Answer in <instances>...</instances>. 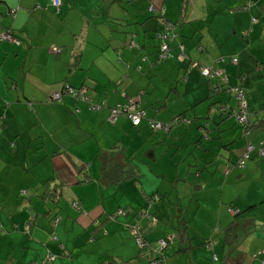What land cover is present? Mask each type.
<instances>
[{"label":"crops","instance_id":"0c3cea01","mask_svg":"<svg viewBox=\"0 0 264 264\" xmlns=\"http://www.w3.org/2000/svg\"><path fill=\"white\" fill-rule=\"evenodd\" d=\"M148 1L120 7L123 35L104 44L89 34L109 12L85 17L99 0L87 12L82 0L59 10L53 0H0V34L21 39L0 38V264H264V156L237 165L248 143L264 140V0ZM151 3L178 24L165 59ZM181 43L186 62L219 67L245 88L249 131L232 115L235 95L216 89L220 77L178 58ZM65 83L86 87L92 103L50 100ZM129 98L146 111L138 126L111 121ZM173 189L186 194L174 199ZM118 209L127 214L110 218Z\"/></svg>","mask_w":264,"mask_h":264},{"label":"trees","instance_id":"16d2710c","mask_svg":"<svg viewBox=\"0 0 264 264\" xmlns=\"http://www.w3.org/2000/svg\"><path fill=\"white\" fill-rule=\"evenodd\" d=\"M111 1H113V2H118V3H121V4H123V3H128V2H131L132 0H111ZM62 4V3H61ZM250 4H252L251 2H250ZM58 8V7H57ZM60 8V7H59ZM59 8H58V10H59ZM164 8V7H163ZM163 8L162 7H157V6H155V4H153V3H151L150 4V7H149V11H150V14L152 15L151 17H155V19H156V21H157V23H158V28L155 30V31H153L154 33H152V38L154 39V40H156V42L158 43L159 42V44L157 45V47L159 48V59H165L166 57H169V56H171L172 55V46H171V43L173 42V41H175L178 37V32H177V27H178V24L176 23V22H173V21H171V20H169L168 18H166L165 17V14H164V10H163ZM245 8H247V6L245 7ZM256 19L255 18H253V21H255ZM248 32H249V28L248 29H245L243 32H242V34L244 35V36H246V35H248ZM131 34H133L134 36L133 37H135L136 35H137V33L136 32H133V33H131ZM16 38H18L20 41H21V39L19 38V37H17L16 35H14ZM133 43H135V44H130V46L131 47H136V46H139V44L135 41V40H133L132 41ZM128 46H129V43H128ZM165 46L167 47L166 49H165ZM61 48V47H60ZM178 48H179V50H180V52L178 53V58L183 62V64L184 63H188V65H191V66H188L187 68H188V70L189 69H193V68H198L199 69V71H200V74L203 76V77H205V78H212V77H215V76H219L220 77V83H218V84H216L215 85V87H216V89H224V90H226V91H228V92H231V93H233L234 94V92L233 91H231L234 87H240L238 84H233V83H231V81H230V77H229V75L227 74V73H223L222 71H221V69L219 68V67H216V66H214V65H206V64H201V63H199L198 61H196V60H193V62H186L187 60H185L186 58H187V54H186V49L184 48V45L181 43V44H179L178 45ZM55 54H58V53H55ZM233 62L234 63H236L235 61H234V59H233ZM196 63V65H194ZM201 66H208V67H210V68H212L213 70H215V72H214V74H212V75H204V74H202V72H201ZM80 88H82V87H74V86H72V85H70V84H68V83H65L64 84V86H63V88L60 90V91H58V92H60V94H61V97L58 99V100H56V101H61L62 99H63V97L64 96H70V97H72V98H74V99H76V100H90L89 99V97H82V96H79L78 95V91H79V89ZM70 89H72V92L70 91ZM244 90H245V88H243ZM245 93H246V96H247V92H246V90H245ZM235 95V94H234ZM235 98H236V101H237V107H236V109L235 110H237L238 108H239V103H238V99H237V97H236V95H235ZM50 100H52L53 102H55L53 99H50ZM134 99L133 98H129L128 99V101L126 102V103H122V104H118L117 106H115V107H118L119 105H122V107H123V110H124V108L127 106V105H130L131 104V102L133 101ZM247 100H248V98H247ZM91 102V101H90ZM92 103V102H91ZM138 104H140L139 105V109H141V110H143L144 111V115L142 116V118H141V120L145 117V115H146V111H145V109L142 107V105H141V102L140 101H138L137 102ZM249 103V102H248ZM93 108L94 107H96V105L95 104H93V106H92ZM114 108V107H113ZM233 111V113H232V115L235 117V119L243 126V127H245L246 129H247V131H249V129L252 127V124H251V116H250V123L249 124H243L237 117H236V115H235V112L236 111ZM251 112V111H250ZM122 115H124V116H126L132 123H133V125H135L134 124V122H133V120L129 117V113H122V114H120L119 116H122ZM118 116V117H119ZM182 118H185L183 115H180ZM117 117V118H118ZM178 117L176 116V117H174L171 121H170V123L173 121V123L174 122H176V123H178V122H180L181 121V118H178ZM175 120V121H174ZM159 121H156V120H152V119H149V124H150V127H151V129H153V130H155V129H160L161 127H157V126H153V123H158ZM140 123H141V121H140ZM139 123V124H140ZM139 124H137V125H135V126H138ZM164 125V124H163ZM201 127V131L203 132V134H204V136H208V134H207V132L205 131V129L207 128V126H203V125H201L200 126ZM249 127V128H248ZM163 128V127H162ZM250 143H252V142H250ZM264 143V140L262 141V142H260V144L258 145V146H256L255 144H254V146H255V150L253 151V152H251V154H250V157L246 160V162L251 158V156H252V154L253 153H257V154H259V149H260V147H261V145ZM249 144V143H248ZM248 144H247V146H248ZM253 144V143H252ZM247 146H246V148H247ZM245 152H246V150H245ZM245 152H244V154H245ZM243 154V155H244ZM243 155L240 157V159L243 157ZM260 155V154H259ZM261 156H264V155H261ZM239 159V160H240ZM239 160L237 161V162H239ZM246 164V163H245ZM237 165L239 166V163H237ZM245 166V165H244ZM106 168H104V170H103V175H106L107 173H108V171L106 172ZM132 171V170H131ZM134 171V170H133ZM134 175L136 176V173L134 172ZM116 182V181H115ZM46 184V183H45ZM58 221L59 220H56L55 221V224H57L58 223ZM236 226H237V224H236V221L234 220V221H232L227 227H226V229H225V232L228 234V236H233L231 233H234L235 231H236ZM187 225L184 227V229H181V230H179L180 231V233H181V235H184L185 234V232L187 231ZM142 234V233H141ZM172 241H173V239H171ZM211 242H213V241H211ZM210 241H205V244L209 247V248H211V245H212V243H211ZM213 259L215 260V261H217V259H218V257H217V255L216 254H214V256H213Z\"/></svg>","mask_w":264,"mask_h":264},{"label":"built area","instance_id":"2783aa9c","mask_svg":"<svg viewBox=\"0 0 264 264\" xmlns=\"http://www.w3.org/2000/svg\"><path fill=\"white\" fill-rule=\"evenodd\" d=\"M53 3L59 8L61 6V0H53ZM15 12V10H14ZM0 38L3 39V40H6V41H10V42H15L17 44H19L21 41L16 38L14 36L13 33L11 32H3L0 34ZM132 44H134L132 42ZM167 47L165 46V49ZM53 51L55 53H59L62 51V48L60 47H57V46H54L53 47ZM235 62H237V59L235 58L234 59ZM201 72L202 74L204 75H212L214 74L215 70H213L212 68L208 67V66H201ZM70 91L72 92V89H70ZM231 91H233L238 99V103H239V108L237 110H235V115L236 117L243 123V124H249L250 123V116H251V112L249 110V103H248V100H247V96H246V93H245V90L241 87H234ZM84 92H87V88L86 87H82L79 89L78 91V95L79 96H82V97H88L87 96V93L84 94ZM61 97V94L60 92H55V94L53 95L52 99L54 98H57L59 99ZM138 101L134 100L131 102L130 105H127L124 110H123V107L122 105H119L118 107H114L111 111V117L113 116V119L111 118V121L114 122L117 117L122 114V113H129V117L133 120L134 124H139L140 121H141V118L142 116L144 115V111L139 109V105L137 103ZM178 119V118H177ZM175 121V120H174ZM153 126H157V127H162L163 126V123H153ZM255 150V146L254 144L252 143H249L247 148H246V152L245 154L243 155V157L239 160V166L243 167L246 163V160L250 157V154L251 152H253ZM259 154L260 155H264V143L261 145L260 149H259ZM73 205L75 207H78V203L77 202H74ZM127 214V210H123V209H119L116 213H113L110 218L112 219H116L117 217L121 216V215H125ZM156 221V219L154 220ZM135 229V231L137 230V235H141V238L138 236L137 237V240L140 241L138 242L139 245L142 244V234H141V229H140V226H133L132 229ZM135 231H133L135 233ZM161 247H165L166 244H167V241L165 240H162L161 241Z\"/></svg>","mask_w":264,"mask_h":264},{"label":"rangeland","instance_id":"374dc122","mask_svg":"<svg viewBox=\"0 0 264 264\" xmlns=\"http://www.w3.org/2000/svg\"><path fill=\"white\" fill-rule=\"evenodd\" d=\"M83 1V4H84V6H85V12H87L89 9H90V5H88V1L89 0H82ZM96 1V0H95ZM109 1V2H108ZM147 2H149L148 0H146ZM143 2H145V0H139V4L138 5H141ZM126 4L127 3H123L122 5H120V3H118V2H113V1H111V0H99V2L97 3V6H96V8L97 9H95L96 10V14L93 12L92 13V11H90V13H86V15H85V17H86V19H87V16H90V17H88V19H91V24H93V22H94V19L93 18H95V17H97V15L98 14H100L99 12H101L102 14H101V16L102 17H105V15H106V12L108 11L109 13H108V18H110V20H109V23L108 24H106L107 26H100L99 27V29H96V30H93L94 29V27L93 28H91V30H90V34H89V38H92V39H95V40H99L100 42H102V43H109V41L108 40H110L111 39V37H113L114 36V34H115V31L116 30H118V32L120 33V34H122L123 35V33H122V31L123 30H125L124 29V27H122L121 25H119V24H117L118 22H117V20L115 19H113L114 17H116L117 15V13L120 11L119 9H120V7H122L123 6V8H125L126 7ZM84 8V7H83ZM87 14H89V15H87ZM93 14V15H92ZM103 19V18H102ZM84 37V35H82V36H80V38H83ZM241 88H244L243 86H241V85H239ZM82 87V86H81ZM85 93H87V92H84V94ZM55 94V93H54ZM53 94V95H54ZM235 94V93H234ZM54 101H56V100H58L57 98H54L53 99ZM84 100V99H83ZM84 101H89V100H84ZM137 101V100H136ZM90 102V101H89ZM91 103V102H90ZM92 105V104H91ZM100 108V107H99ZM99 108H97V107H94L93 109H95V110H97V109H99ZM249 110H250V108H249ZM112 119H113V116L111 117ZM114 120V119H113ZM135 125H137L136 123H135ZM162 127H164V126H162ZM161 127V128H162ZM249 128V127H248ZM13 144V143H12ZM199 163L200 164H202V161H199ZM224 170H222V172H223ZM203 174H205V172L203 173ZM222 176L223 177H227V175H226V173H225V171L223 172V174H222ZM215 177H216V179L217 178H219L220 177V175L219 174H216L215 175ZM256 182V181H255ZM255 182H247V181H244V183H245V185H244V187L243 188H245L246 187V185L248 186V187H250V183H254V185L255 186H257L256 184H255ZM179 183L182 185V186H185L186 185V182L185 181H179ZM257 184H259L258 182H257ZM220 186V185H219ZM174 190V192H173V194H171L172 196H174V199H177V194H179V193H181V194H186V191L185 190H178V189H173ZM264 192V188H262V193ZM24 190H21L20 191V194L21 195H24ZM209 193H213V192H210V190H208V192H207V194H209ZM219 194V193H218ZM156 198L158 197V196H155ZM176 197V198H175ZM251 197H254V196H251ZM189 198V197H188ZM119 210V209H118ZM117 210V211H118ZM123 210H125V209H123ZM117 211H115L114 213H116ZM126 211V210H125ZM258 214L259 215H262V211H258ZM155 219V218H154ZM153 219V220H154ZM136 229V228H135ZM135 229L133 228L132 230L133 231H135ZM237 229V228H236ZM137 230L135 231V237L136 236H138V238L140 237L141 238V235H137ZM136 239H137V237H136ZM162 240H166L167 241V244H166V246L168 245V239H165V238H163V239H161L160 240V243H161V241ZM137 242H140V241H138L137 240ZM138 245H139V243H138ZM145 245H146V242H145V240H144V238H143V236H142V244H140L139 245V247H141V248H143V247H145ZM165 246V247H166ZM255 256H257V253L255 254Z\"/></svg>","mask_w":264,"mask_h":264},{"label":"flooded vegetation","instance_id":"af4514ba","mask_svg":"<svg viewBox=\"0 0 264 264\" xmlns=\"http://www.w3.org/2000/svg\"><path fill=\"white\" fill-rule=\"evenodd\" d=\"M157 196V195H156Z\"/></svg>","mask_w":264,"mask_h":264}]
</instances>
